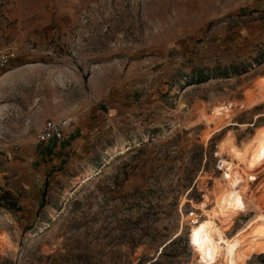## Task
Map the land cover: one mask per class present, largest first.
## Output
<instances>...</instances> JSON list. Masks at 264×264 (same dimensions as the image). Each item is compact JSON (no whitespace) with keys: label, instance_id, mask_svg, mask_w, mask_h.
Masks as SVG:
<instances>
[{"label":"rangeland","instance_id":"374dc122","mask_svg":"<svg viewBox=\"0 0 264 264\" xmlns=\"http://www.w3.org/2000/svg\"><path fill=\"white\" fill-rule=\"evenodd\" d=\"M0 52V264H264V160L227 148L264 129V0H0Z\"/></svg>","mask_w":264,"mask_h":264},{"label":"bare ground","instance_id":"6f19581e","mask_svg":"<svg viewBox=\"0 0 264 264\" xmlns=\"http://www.w3.org/2000/svg\"><path fill=\"white\" fill-rule=\"evenodd\" d=\"M220 144L221 146L222 145L227 146L225 142H221ZM230 145L231 143L228 145L227 148L229 149L230 152L229 151L228 152L231 154L234 161L241 163V165L245 167V170L247 169L249 172H252L258 167V163L264 160V129L258 134V136H255L250 141V144L245 145L244 153L245 155H248L247 158H243L244 156L242 154L243 152H240L239 150L235 151L236 147H234V145L229 147ZM244 163L246 166L244 165ZM234 170L235 168L234 169L232 168V171L230 172L228 177H226L225 175H222V178L220 179V181L223 182V185L222 184L221 185L225 187L224 188L225 191L223 193L220 192L221 193L219 197L221 201L220 208L223 211V214L225 216L228 215V217L230 218L232 217L233 214L236 213L235 209L237 206H239V201L241 198L239 192H240V188L242 184V181H241L242 178L239 177V172H238V176H235L237 173H235ZM253 179H254L253 177H248V180H253ZM228 217H226V219ZM209 219L211 218H208L207 220ZM201 223L202 222H198V224L192 226L191 229H194L196 227L199 228L198 231H199L200 236L202 237L203 254L209 262L216 263L219 261V258L222 254L221 253L222 249L220 245L222 244L223 239H221L220 235L217 232H215L213 223L211 222H206L203 224ZM258 234H259L258 241H260L262 240V236L260 232H258ZM225 250H228V248L226 247ZM229 253L232 255L231 250H229Z\"/></svg>","mask_w":264,"mask_h":264},{"label":"built area","instance_id":"2783aa9c","mask_svg":"<svg viewBox=\"0 0 264 264\" xmlns=\"http://www.w3.org/2000/svg\"><path fill=\"white\" fill-rule=\"evenodd\" d=\"M13 57L12 53L0 52V73L8 67V64ZM135 122L140 124L141 118H136ZM71 120L69 118L50 119L45 121L40 129L37 131L35 139L37 144H47L49 142H61L65 138V133L71 127ZM215 171L228 177L232 171V165L222 159L215 162ZM1 192V185H0ZM186 217L190 225L194 226L200 222V217L195 210L187 212Z\"/></svg>","mask_w":264,"mask_h":264},{"label":"trees","instance_id":"16d2710c","mask_svg":"<svg viewBox=\"0 0 264 264\" xmlns=\"http://www.w3.org/2000/svg\"><path fill=\"white\" fill-rule=\"evenodd\" d=\"M179 235H177L171 242H169L168 243V245H170V244H175L176 242H178L179 241ZM168 245H166L163 249H162V252L159 254V256H161L162 255V253H163V251L165 250V248L168 246ZM264 245V244H263ZM263 253V254H262ZM261 253V255H260V257H262V258H264V250H263V252ZM157 261H158V259H156L154 262H152L151 264H156L157 263Z\"/></svg>","mask_w":264,"mask_h":264}]
</instances>
